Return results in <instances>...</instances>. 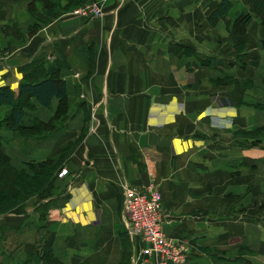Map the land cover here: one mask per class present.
<instances>
[{
	"label": "crops",
	"instance_id": "1",
	"mask_svg": "<svg viewBox=\"0 0 264 264\" xmlns=\"http://www.w3.org/2000/svg\"><path fill=\"white\" fill-rule=\"evenodd\" d=\"M220 1L0 0V86L17 93L37 64V82L66 88L63 109L33 100L21 122L60 110L62 131L27 148L2 133L15 163L62 159L64 191L43 221L28 205L0 216V264L17 232L32 238L19 246L65 264H160L128 233L127 187L159 192L178 264H264V27L252 20L241 35L228 16L211 26ZM93 3L100 17L72 15Z\"/></svg>",
	"mask_w": 264,
	"mask_h": 264
},
{
	"label": "trees",
	"instance_id": "2",
	"mask_svg": "<svg viewBox=\"0 0 264 264\" xmlns=\"http://www.w3.org/2000/svg\"><path fill=\"white\" fill-rule=\"evenodd\" d=\"M234 3L237 5L232 7ZM225 16L231 17V28L241 35L245 33L252 20L258 21L264 27V0H241L239 2L222 0L208 16L207 21L211 26H215ZM35 20L36 23L41 22L38 16ZM36 23L35 25H37ZM208 61L210 60L208 59ZM263 70L264 64L262 63L260 73ZM261 75L264 84V75L263 73ZM53 98L61 101L63 109L66 99L65 84L53 79L37 82V64L33 71L25 72L17 93L9 87L0 86V107H4L6 110L4 119L0 120V216L15 209L25 208L29 199L35 198L38 219L43 221L49 209L56 205L58 197L64 191L59 178L62 159L53 157L40 164L34 162L15 163L2 148L4 138L2 133L17 137L21 140L20 145L27 148L31 140H37L39 135L49 132V129L53 127H57V129L59 127L58 131H62L58 123L63 122L66 115H63L62 111L60 113V110L47 124L37 122V120L27 127L21 124L25 111L35 108L33 100L39 105L49 108ZM36 245L37 247L35 244L23 246V251H33V253L29 254L26 261L19 264H65L60 258L53 255L52 250L40 248L38 243Z\"/></svg>",
	"mask_w": 264,
	"mask_h": 264
},
{
	"label": "built area",
	"instance_id": "3",
	"mask_svg": "<svg viewBox=\"0 0 264 264\" xmlns=\"http://www.w3.org/2000/svg\"><path fill=\"white\" fill-rule=\"evenodd\" d=\"M72 15L90 19L102 15L99 3L87 4L72 12ZM0 55V62L2 61ZM124 211L128 221V233L139 237L145 244L143 256L159 257L160 264H178L184 259L183 247L168 239L160 218L161 196L151 187L141 190L127 187L122 193Z\"/></svg>",
	"mask_w": 264,
	"mask_h": 264
},
{
	"label": "rangeland",
	"instance_id": "4",
	"mask_svg": "<svg viewBox=\"0 0 264 264\" xmlns=\"http://www.w3.org/2000/svg\"><path fill=\"white\" fill-rule=\"evenodd\" d=\"M231 1H232V2H236L237 0H231ZM236 5H237V4L234 3L232 7H235ZM263 64H264V61H263ZM259 70H260V68H259ZM262 73H263V75H264V70H263L261 73H259L261 79H262V75H261ZM241 84H242V83H241ZM241 84H240V85H241ZM262 84H263V83H262ZM236 85H238V84H236ZM242 85H243V84H242ZM246 91H247V89H246ZM4 117H5V113H4V111H2V112L0 113V120L4 119ZM59 126H60V123H59ZM27 205H28V208H30V209L32 210L31 217H33L34 215H38V213L36 212L37 200H36L35 198H31V199H29ZM27 222H31V221L29 220V217L26 218L24 224L26 225ZM36 222H37V221H36ZM20 225H21V227H23V231H25V225H23V224H20ZM35 225H37V224H35ZM35 225H34V224L31 225V224L29 223V225H28L29 228H27L26 230L29 231V232H33V231H35V228H33ZM30 228H31L32 230H31ZM4 231H13V230H12V227H10V226L7 227V226H5ZM14 232H15V231H14ZM17 234H19V235H17ZM35 234H36L37 238L40 236L39 232H38V235H37V228H36ZM15 235H17V236H15ZM11 236H12V237L10 238V241H9V244H10V245L7 244V246H8V250H7L6 252H8V254H7V256L5 257V259L3 260V264H5L6 259H7V260H11V261H9V262H11V264H12V263H14L15 261H17L18 259L22 258V255H23V244L19 246V242H21V241H29V240L32 239V238H30L29 235L26 234V233H22V234H20V233L17 232V233H12ZM6 264H7V263H6ZM8 264H10V263H8Z\"/></svg>",
	"mask_w": 264,
	"mask_h": 264
}]
</instances>
